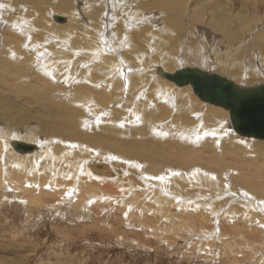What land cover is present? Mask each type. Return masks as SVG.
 <instances>
[{
	"label": "rangeland",
	"instance_id": "1",
	"mask_svg": "<svg viewBox=\"0 0 264 264\" xmlns=\"http://www.w3.org/2000/svg\"><path fill=\"white\" fill-rule=\"evenodd\" d=\"M60 1H68L67 4L69 3L70 8L73 6V9L69 10L70 12H61V9L59 10ZM100 3H102L101 0H71V2L70 0H55L54 2L53 0H40L35 5L40 7V11L34 5L32 7L30 5L33 9L25 7L26 3L23 0H0V8H3L0 9V84L10 82L13 85L15 83L14 85L18 89L22 86L23 90V92L21 90L20 98L9 96L7 94L9 91L7 92L6 88L1 89L0 94L6 98L3 100L5 106L13 108L17 113H23L21 117L27 119L20 121L21 117L15 115L14 122L8 123V120L13 118L0 116V124L8 123L9 128L13 126L12 132L7 131L9 132L7 133L9 140H5L8 143L3 144V150L0 149V264H264V225L260 223L264 218V204L262 203L264 202V193H261V202L255 190L262 185H259L258 180L257 182L254 180L255 183L246 180L245 183L244 178L248 172L255 173V171L250 167L244 169L243 166H240H248L251 165L250 163L258 161V153H264V141L236 136L231 130H228L229 117L225 110L204 104L193 95L191 87L178 88L164 80L160 75L158 76L154 69L159 70L166 63L170 65L169 70L171 72L185 66H197L246 86H253L258 83L246 81L251 78L264 81V68H261L264 66L263 64L261 67L256 65L261 69L258 75H248L251 73V69L255 68V35L264 30V1L185 0L178 8L184 9L185 18H189L191 22L187 21L188 33L183 37L178 35L177 28L179 25L171 19L173 16L167 13L162 6L153 7V0H105L102 6L103 9L105 8L104 10ZM143 5L148 7L144 8ZM231 7L235 8L232 15L229 13ZM215 10H224V13L226 11V14L233 19L244 18L248 20L247 28L241 30L243 32L242 39L230 42L229 33L223 39L221 34L214 31L207 21V14H211ZM239 11H242L243 14ZM41 14L46 17L43 19ZM55 16L63 17L65 21L56 22ZM17 18L21 25L18 30L6 23L16 21ZM257 19L260 21L255 23ZM226 20L224 19L223 22ZM45 22L48 23L44 24ZM30 26L35 28L30 29ZM43 26L44 28H42ZM237 26L233 20L227 21L228 28L235 29ZM195 28L203 30L205 35L202 36L201 33L191 34ZM187 37L200 43L197 51L193 52ZM37 44L40 47H37ZM49 47L50 49H48ZM18 48L28 55L26 61L22 57L17 62L16 59L20 57ZM30 48L34 50L32 51ZM76 49L78 53L75 51ZM46 50H49L52 55ZM237 50H239L238 54ZM35 51L43 54H36ZM72 53L77 56L81 55L83 60L78 59ZM83 53L87 55L89 53L91 57L86 59ZM234 53L236 56H233ZM115 57H118L119 61L114 64ZM233 57L237 58L236 61ZM197 59H200V63L196 62ZM35 60H37V64L44 62L48 67L38 69ZM119 63L124 65L121 67ZM17 65L21 66L20 69ZM47 69L50 70L53 77H48L45 73ZM79 69L81 70L79 71ZM109 69L111 73H108ZM242 72H245L244 76ZM13 73H15L14 76L11 75L10 77V74ZM36 75L47 79L49 84L40 83L41 81L36 79ZM147 75H151L150 78H146ZM230 75H235V78L233 79ZM114 77L115 79H113ZM3 78L6 80L4 81ZM125 79L127 80L124 83ZM153 79L155 81L161 79L162 83L166 85L165 90L168 91V98H160L159 95L162 94L160 92L154 96L149 85L146 91H133L134 88H144L146 84H151ZM128 81L133 82L134 87H130L131 82ZM33 84H36L37 88L41 84L43 87L48 86V88L40 87L39 90L41 92L43 90L50 91L47 93L50 103L54 102L60 106L62 104L65 107L69 106V109L73 108L72 111L77 113L75 119L80 120L78 121L79 125L75 119V122L73 120V128L76 126L79 134L97 135L100 140L105 141L99 145L101 148L98 147V149L100 148L99 157L86 159L89 161L87 167L92 178L88 176L87 172H84L82 176L81 170L73 167V165L69 166L62 161L55 160L59 156L57 155L59 153L57 149H60L58 147L69 151L71 146L67 143H74L72 148L78 152L82 150V147H77L75 143L82 142L79 139L72 140L62 137V135L56 139L55 137H47L40 128V123L31 119L33 116H37L34 113L42 112V108L40 109L32 100L35 98V93L39 94L40 91H29L30 85ZM14 85L12 87H15ZM59 86L61 88H58ZM72 88L77 89L73 93L85 88L91 97L97 94L96 97L93 96L90 108L87 103H85L86 106L84 104L79 106V97L73 95L74 97L72 96L70 99L69 93L73 90ZM130 88L133 91L131 96L129 95ZM187 88L190 90L188 91ZM177 91H184L187 98H181L184 101L187 100L189 104L193 103L192 106L190 105L191 108L187 107L188 103L184 101V103L181 101L182 104L178 102L183 109L181 107L176 109L177 104L171 107L168 99L173 98V93ZM136 92L137 94H135ZM171 94L172 96H170ZM158 97L160 101L157 100ZM176 97L174 99H178ZM24 98H27L28 101ZM95 98H98V101ZM42 100L45 101L43 97ZM108 101L109 103H107ZM149 102L151 104L158 102L160 108L163 109L158 112L155 109L156 106L152 104V107ZM136 103L137 106H135ZM111 104H113L112 108L110 107ZM167 104L169 107L165 106ZM172 104H174L173 101ZM122 105H125L124 107L129 110L126 112L125 110L118 111L117 108ZM194 105L196 108H193ZM55 109V111L58 110ZM165 110L166 113H164ZM88 111L92 113L88 114ZM217 111L220 114L219 119L226 121L219 126H215L212 122ZM149 113L156 114L153 118L154 122L146 120ZM138 115L140 118L135 117L134 119L137 118V121L133 122L131 116ZM173 116H176V119ZM203 119L208 120L207 126ZM99 120L102 121L101 124ZM170 120L171 122H169ZM140 122L151 126V131L154 128L164 127L165 124L163 125V123L165 122L178 125V128H190L189 125L192 127L204 126L200 128V132L202 135L207 133V136L203 135L198 141L189 142V140L182 141L179 138L161 137L158 132L153 133L152 137L150 132L149 136L148 134L140 135L139 132H135L138 134L129 132V127L134 126V129L145 127L141 126ZM184 124H186L185 127ZM79 126L83 128L80 130ZM192 127L191 129H193ZM159 130L162 129L159 128ZM216 130H219L217 135L213 132L216 133ZM222 131L225 133L227 131L228 137L219 142L216 138L221 135ZM29 132H32L33 136L27 137L26 134ZM17 133L20 134L19 137L16 135ZM181 136L180 133L175 135V137ZM41 137L42 139H40ZM60 137L62 138L60 139ZM32 138L34 139L31 140L33 143L30 142ZM0 140H4L1 130ZM119 140V144L117 143L119 147L115 146L114 143ZM240 140L244 141L240 143L238 142ZM15 142H25L37 148L34 152L23 155V153L13 151L15 145L13 144L11 151L14 153L11 156L8 149ZM128 142L129 145H136L135 148L128 150V147H124L123 143L128 144ZM106 143L108 146L105 145L107 147L104 148ZM111 143L114 147L111 146ZM90 146L94 148V146ZM236 147H241L245 151V155L240 154L242 156L240 158L230 155L233 152L232 149ZM47 150L51 153V159L47 163L45 160L39 162L37 167L31 164L28 158L23 159L24 161L21 160V162L26 163H24L25 166H20L21 168L14 167V169L8 165L18 156L31 157L35 153L43 154ZM60 151L62 150L60 149ZM136 151H143V153ZM139 154H143V156L140 157ZM160 154H162L161 157L158 156ZM64 155L71 159L73 157L71 154L69 156L68 154ZM61 159L65 160L64 158ZM182 161L186 162L184 164L186 166L182 164ZM30 169H33L34 172L30 173ZM76 169L80 171L78 172ZM255 170L257 171V167ZM185 173H194V175L188 176V180L193 182L192 185L182 181L181 177L185 178ZM63 175L64 178H62ZM209 176L210 178H208ZM159 177H164V179H159ZM196 177L201 180L206 178L211 181L212 185L206 182L203 184L202 182L195 183L193 179ZM257 179L262 180L261 177ZM87 182H95L97 185L100 184L102 188L112 187L114 193L107 197L99 189L98 194H94L96 197L86 193L81 194L80 184ZM262 183L264 185V181ZM179 185L184 188H178ZM179 190L180 193H178ZM153 193H160V196L156 198L157 195L152 196ZM241 196L245 197V200L240 199ZM159 198L163 199L160 201L161 204L157 201ZM241 200L244 203H253L254 210L253 205L250 208L242 206L244 209L240 207L235 209ZM165 201L168 204H172L173 201L176 203L169 208V206H162ZM180 201H191V205L197 213L193 218L194 221L187 220V216L183 215L184 210L180 208ZM255 204L261 208L263 213L260 211L253 221L249 219L250 217L247 218V212L253 211L255 215Z\"/></svg>",
	"mask_w": 264,
	"mask_h": 264
},
{
	"label": "bare ground",
	"instance_id": "2",
	"mask_svg": "<svg viewBox=\"0 0 264 264\" xmlns=\"http://www.w3.org/2000/svg\"><path fill=\"white\" fill-rule=\"evenodd\" d=\"M6 1V0H5ZM23 1H25V3H26V5H25V7L27 6V7H30V5H31V7H32V5H36V3L38 2V1H40V0H23ZM42 1V0H41ZM55 0H53V2H54ZM73 1V0H72ZM77 1V0H76ZM102 1V3H100V4H102V5H100L101 7L104 5V1L105 0H101ZM119 1V0H118ZM253 1H256V0H253ZM261 1V0H260ZM262 1H264V0H262ZM16 2V1H15ZM49 2V1H48ZM67 2L68 1H60V3H59V10L62 12V11H69V10H71V9H73L72 7L70 8L69 7V3L67 4ZM70 2H71V0H70ZM114 2V1H113ZM113 2H111V3H113ZM183 2H185V0H153V7H156V6H162V7H164V9H165V11L167 12V13H169V14H171L172 16H173V18H171V19H173L174 21H175V23L176 24H178L179 25V27L177 28V32H178V35L180 36V37H183L184 35H187V33H188V29H187V21H190L189 20V18H185V15H186V13H185V11H184V9L183 8H178L179 7V5L181 4V3H183ZM55 4H57L56 2H55ZM255 4H256V2H255ZM53 5H54V3H53ZM73 5V4H72ZM149 5H150V3H149ZM1 6V5H0ZM71 6V5H70ZM97 6V5H96ZM11 7H12V5H11ZM25 7H24V10H25ZM30 7V8H31ZM35 7H37V6H35ZM67 7H69V9H67ZM100 7V8H101ZM143 7L144 8H147L148 6H146V5H143ZM2 8V7H1ZM0 8V9H1ZM6 8V7H5ZM82 8V7H81ZM87 8V7H86ZM99 8V7H98ZM109 8V7H108ZM3 9V8H2ZM29 9V8H28ZM31 9H33V8H31ZM37 9H40V7L38 8L37 7ZM89 9V8H88ZM96 9V8H95ZM102 9H103V7H102ZM105 9V8H104ZM103 9V10H104ZM97 10V9H96ZM114 10V9H113ZM1 11H3V10H1ZM26 11H27V8H26ZM40 11H41V9H40ZM44 11V10H43ZM48 11V10H47ZM80 11H82L83 12V10H81L80 9ZM95 11V10H94ZM70 12V11H69ZM68 12V13H69ZM103 12V11H102ZM234 12H235V8L234 7H231L230 9H229V13L232 15V14H234ZM241 14H243V12L242 11H239ZM23 13V12H22ZM32 13V12H31ZM44 13V12H43ZM107 13V12H106ZM72 14V13H71ZM77 14H78V12H77ZM32 15H33V13H32ZM47 16H48V14H46ZM24 16V15H23ZM41 16L43 17V15L41 14ZM84 16V15H83ZM44 17H46L45 15H44ZM44 17H43V19H44ZM49 17V16H48ZM77 17V16H76ZM101 17V16H100ZM7 18V17H6ZM41 18V17H40ZM54 18H56V16L54 17ZM73 18V17H72ZM93 18V17H92ZM98 18V17H97ZM15 19V18H14ZM18 19V18H17ZM42 19V18H41ZM40 19V20H41ZM48 19V18H47ZM74 19V18H73ZM94 19V18H93ZM224 19H227L225 22H223V20ZM24 20V19H23ZM26 20V19H25ZM94 20H96V19H94ZM228 20H233L235 23H237V27L235 28V29H231V28H228L227 27V21ZM3 21H5V20H3ZM50 21H52V20H50ZM55 21H56V19H55ZM74 21V20H73ZM73 21H71V22H73ZM207 21L211 24V26L213 27V29H214V31L216 32V33H219V34H221V36H222V38L224 39L225 37H227V33H229V36H230V42H232V41H235V40H240V39H242L243 37V32H241V30L243 31L244 29H246L247 28V24H249V22H248V20L247 19H244V18H236V19H233V18H230V16L228 15V14H226V11H225V13H224V10H215L213 13H211V14H207ZM260 21V19H257V20H255V23H257V22H259ZM15 22V23H14ZM26 22V21H25ZM38 22V21H37ZM57 22V21H56ZM191 22V21H190ZM6 23H9V26H11L13 29H16V30H18V29H20L21 28V25L19 24L20 23V20L18 19V20H14V21H11V23L10 22H6ZM33 23V22H32ZM39 23V22H38ZM43 23V22H42ZM46 23H48V22H45L44 24H46ZM52 23H53V21H52ZM37 24V23H36ZM43 24V25H44ZM5 25V24H4ZM34 25V24H33ZM41 25V24H40ZM50 25V24H49ZM53 25H55V24H53ZM24 26V25H23ZM34 26H36V25H34ZM34 26H30V29H33V28H35ZM50 26H52V24L50 25ZM26 27H27V25H26ZM46 27H49V26H46ZM54 27V26H53ZM56 27V26H55ZM42 28H44V26L42 27ZM51 28V27H50ZM1 29H3V28H1ZM12 29V30H13ZM47 29V28H46ZM55 30H56V28H54ZM54 29H53V31H54ZM3 30H5V29H3ZM8 30H9V28H8ZM45 30V29H44ZM10 31V30H9ZM48 31V30H47ZM49 31H50V29H49ZM59 31V30H58ZM57 31V32H58ZM57 32H56V34H57ZM31 33V32H30ZM36 33H37V31H36ZM54 33H55V31H54ZM54 33H52V34H54ZM194 34L195 33V35L197 34V33H201V35L203 36V35H205V32L203 31V30H201V29H199V28H195L192 32H191V34ZM20 34V33H19ZM50 34V33H49ZM48 34V35H49ZM51 34V35H52ZM190 34V33H189ZM190 34V35H191ZM21 35V34H20ZM33 35H35L34 33H33ZM47 35V36H48ZM195 35H192V36H195ZM191 36V37H192ZM256 37H255V68H253V69H251V73H249L248 75H258V73L260 72V67L262 66V64L264 65V30H261V32L258 34V35H255ZM190 37V36H189ZM6 38H8L7 36H6ZM188 38V37H187ZM194 38V37H193ZM188 40V44L190 45V47L191 48H193V52H195V51H197L198 49H199V45H200V43L199 42H197V41H194V39H190V38H188L187 39ZM26 42V41H25ZM30 42H33V41H30ZM37 43V42H36ZM39 43H41V42H39ZM38 43V44H39ZM187 43V42H186ZM26 44H27V42H26ZM31 44H33V43H31ZM37 44V45H38ZM45 44V43H44ZM51 44V43H50ZM188 44H187V47H188ZM35 45V44H34ZM42 45V44H41ZM49 45V44H48ZM48 45H43V46H48ZM5 46V45H4ZM3 46V47H4ZM27 45H25V47H26ZM37 47H40L39 45L37 46ZM42 47V46H41ZM57 47V46H56ZM184 47H186V46H184ZM27 48V47H26ZM32 48V47H31ZM30 48V49H31ZM45 48V47H44ZM58 48H59V46H58ZM61 48V47H60ZM79 48V47H78ZM190 48V49H191ZM48 49H50V47L48 48ZM241 49V48H240ZM18 50L20 51L19 52V54H20V57L18 58V59H16L17 60V62H19L21 59H22V57L24 58V61H26L27 59H28V55L26 54V53H23V52H25V51H21L20 50V48H18ZM32 50V49H31ZM31 50H29L28 49V51H31ZM34 50V49H33ZM32 50V51H33ZM36 50V49H35ZM43 51L45 50V49H42ZM56 50V49H55ZM58 50V49H57ZM56 50V51H57ZM63 50V49H62ZM74 50V49H73ZM47 51V50H46ZM58 51H60V50H58ZM64 51V50H63ZM77 53H78V51H77V49L75 50ZM81 51V50H80ZM79 51V52H80ZM91 51V50H90ZM93 51V50H92ZM91 51V52H92ZM244 51V50H243ZM36 52V51H35ZM48 53L50 52L49 50L47 51ZM61 52V51H60ZM67 52V51H66ZM68 52H70V51H68ZM71 52H73L72 50H71ZM70 52V53H71ZM83 52H85L84 50H83ZM91 52H89V53H91ZM94 52H95V50H94ZM238 52H239V50H237V54H238ZM1 53V52H0ZM32 53H34V52H32ZM39 53H42V52H39ZM38 53V51L36 52V54H39ZM55 53H57V52H55ZM59 53V52H58ZM89 53H88V55L87 54H85V53H83V54H85V58L87 59V58H90L91 56H89ZM97 53V52H96ZM236 53V52H235ZM234 53V54H235ZM14 54V53H13ZM31 54V53H30ZM43 54V53H42ZM41 54V55H42ZM45 54L47 55V53L45 52ZM44 54V55H45ZM50 54H51V52H50ZM54 54V53H53ZM62 54V53H61ZM69 54V53H68ZM67 54V55H68ZM73 54V53H72ZM80 54H81V52H80ZM92 54V53H91ZM40 55V54H39ZM49 55V54H48ZM52 55V54H51ZM73 55H75V56H77L75 53L73 54ZM89 56V57H88ZM93 56V55H92ZM233 56H236V54L235 55H233ZM60 57V56H59ZM38 58V57H37ZM42 58H44V57H42ZM49 58H50V56H49ZM56 58V57H55ZM76 58V57H75ZM77 58L78 59H81V60H83L82 59V57H81V55H78L77 56ZM76 58V59H77ZM124 58V57H123ZM234 58V57H233ZM34 59H35V57H34ZM39 59V58H38ZM41 59V58H40ZM75 59V60H76ZM119 58L118 57H115V60L113 61L114 62V64L117 62V61H119L118 60ZM121 59V58H120ZM237 59V58H236ZM236 59L234 58V60L236 61ZM57 60V59H56ZM80 60V61H81ZM85 60V59H84ZM125 60H126V57H125ZM4 61V60H3ZM77 61V60H76ZM88 61V60H87ZM91 61V60H90ZM122 61V60H121ZM124 61V60H123ZM122 61V62H123ZM40 62V61H39ZM58 62H59V60H58ZM61 62H64V61H61ZM78 62V61H77ZM83 62H85V61H83ZM121 62V63H122ZM129 62V61H128ZM163 62V61H162ZM196 62L197 63H200V59H197L196 60ZM259 62V63H258ZM2 63V62H1ZM5 63V62H4ZM29 63V62H28ZM35 63L37 64V60H35ZM121 63H119V64H121ZM164 63V62H163ZM166 63V62H165ZM84 64V63H83ZM118 64V65H119ZM1 65V64H0ZM9 65V64H8ZM27 65V64H26ZM85 66H86V64H84ZM103 65H105V64H103ZM109 65V64H108ZM117 65V64H116ZM124 65V64H123ZM122 64H121V67L123 66ZM256 65H259L260 67L258 68ZM3 66V65H2ZM1 66V67H2ZM34 66V65H33ZM37 67H38V69H45V66H46V64L44 63V62H42V63H38L37 65H36ZM79 66L81 67V65L79 64ZM85 66H83L85 69H87ZM105 66H107V65H105ZM17 67H19V69H20V65H17ZM48 66H46V68H47ZM104 67V66H103ZM108 67V66H107ZM112 67V66H111ZM115 68H116V66H114ZM113 67V68H114ZM118 67V66H117ZM185 67H188V66H185ZM192 67H194V66H192ZM197 67V66H196ZM240 68H241V66H239ZM169 68H170V65L168 64V63H166V64H164L163 66H161V68L160 69H163L164 71H166V72H171L170 70H169ZM183 68V67H182ZM258 68V69H257ZM261 68H264V66H262ZM18 69V68H17ZM18 69V70H19ZM104 69V68H103ZM155 70H156V72H157V74H158V70H157V68H154ZM159 69V70H160ZM81 69H79V71H80ZM114 70V69H113ZM112 70V71H113ZM169 70V71H168ZM14 71V70H13ZM22 71V70H21ZM26 71V70H25ZM25 71H24V73H25ZM89 71V70H88ZM15 72V71H14ZM18 72V71H17ZM34 72V71H33ZM37 72V71H36ZM87 72V71H86ZM110 72V69H109V71H108V73ZM210 72V71H209ZM12 73V72H11ZM16 73V72H15ZM15 73H13V74H10V77H11V75L12 76H14V74ZM20 73V72H19ZM30 73V72H29ZM45 73L48 75V77L49 76H52L53 77V75L50 73V70L49 69H47L46 71H45ZM111 73V72H110ZM116 73V72H115ZM84 74V73H83ZM89 74H90V72H89ZM244 74H245V72H242V75L244 76ZM118 75V74H117ZM116 75V76H117ZM153 75V74H152ZM18 76V75H17ZM25 76V75H24ZM33 76V75H32ZM87 76V75H86ZM119 76V75H118ZM150 76L151 75H147V77L146 78H150ZM154 76V75H153ZM158 76H159V74H158ZM158 76H156V77H158ZM220 76H222V75H220ZM21 77H23V76H21ZM27 77H28V75H27ZM29 77H30V75H29ZM88 77V76H87ZM86 77V78H87ZM224 77V76H223ZM230 77H232L233 79L235 78V75H230ZM34 78V77H33ZM72 78V77H71ZM85 78V79H86ZM128 78H130V77H128ZM154 78H155V76H154ZM159 78V77H158ZM157 78V79H158ZM4 79V78H3ZM36 79L37 80H39V81H41L40 83H43V84H49V82H48V80L47 79H44V78H42L41 76H37L36 75ZM64 79V78H63ZM66 79V78H65ZM64 79V80H65ZM113 79H115V77L113 78ZM131 79V78H130ZM130 79H128V80H130ZM1 80H2V78H1ZM6 79H4V81H5ZM15 80H16V78H15ZM67 80V79H66ZM69 80V79H68ZM73 80V79H72ZM126 80L127 79H125V81H124V83L126 82ZM145 80H147V79H145ZM154 81H152L151 82V84H146L145 86H144V88H134V90L133 91H138V90H147V88H148V85H149V89H150V91L152 92V94H154V96H155V94L156 93H162V94H160L159 96H160V98H162V99H166V98H168L167 96L169 95L168 94V91H166L165 90V87H166V85L165 84H163L162 83V81H161V79H160V81L159 80H157V81H155V79H153ZM11 81V80H10ZM13 81V80H12ZM19 81V80H18ZM85 81V80H84ZM248 83H255V82H258L257 84H255V85H253V86H260V85H264V81L263 80H256L255 78H251V79H248V80H246ZM3 82V81H2ZM7 82V81H6ZM16 82V81H15ZM77 82V81H76ZM128 82H131V81H128ZM143 82V81H142ZM149 82H150V79H149ZM235 82V81H234ZM8 83V82H7ZM7 83H2V84H0V90L1 89H3V88H6V90H7V92L9 91V93H7L9 96H14V98H16L15 96H17V98H20V95L22 94L21 93V90H22V86L21 87H19V89L14 85L15 83H13V85L16 87H12L13 85H11V83L9 82L8 84ZM37 83V82H36ZM39 83V82H38ZM67 83V82H66ZM71 83V82H70ZM79 83V82H78ZM87 83V82H86ZM89 83V82H88ZM124 83H121V84H124ZM235 83H237V82H235ZM65 84V83H64ZM127 84V83H126ZM130 84H131V86H130ZM128 83V85L130 86V87H134V84H133V82H131V83ZM237 84H239V83H237ZM28 85V84H27ZM34 85V84H33ZM33 85H30V90L29 91H36L37 92V90H38V92L40 91L39 90V88L40 87H43V85L41 84V86H38L39 88H37V85H36V88H34L35 87V85L33 86ZM38 85H40V84H38ZM68 85H71V84H68ZM142 85V84H141ZM50 86V85H49ZM136 86V85H135ZM244 86H246V85H244ZM253 86H246V87H253ZM45 87V86H44ZM43 87V88H44ZM69 87V86H68ZM83 87V86H82ZM96 87V86H95ZM126 87H128L127 85H126ZM34 88V89H33ZM43 88H41V89H43ZM45 88H48V86L47 87H45ZM58 88H61L60 86L58 87ZM57 88V89H58ZM74 88V87H73ZM72 88V89H73ZM33 89V90H32ZM28 90V89H27ZM55 90V89H54ZM60 90V89H59ZM62 90V89H61ZM74 90H77V89H73L72 91H70V93H69V96H70V99L72 98V96L74 95L75 97H79L78 98V100H80L79 102H78V104H80L79 106H83V104H84V106H86V104L85 103H87V105L89 106V108H90V102H91V100L94 98L93 96L95 95H93L92 97L89 95V92H87L88 90L87 89H82V90H78L77 92L75 91V93H73V91ZM187 90L189 91L190 89L189 88H187ZM55 91H57V90H55ZM126 91H127V89H126ZM133 91H132V88H130V91H129V95L131 96V94H133ZM149 91V90H148ZM22 92H23V90H22ZM48 92H50V91H44L43 90V92H41L40 91V93L38 94H36L35 93V98H33L32 96V100H34V103H36L39 107H40V109L42 108V112H38L37 114L36 113H34L35 115H37V116H33L31 119L32 120H37L38 121V123H40V128H42V130H43V132L47 135V137H55V139H56V137H59L60 135H62V137H65V138H70V139H75V140H80L82 143H85V144H82V143H75V144H77L76 146L77 147H82V150H79L78 152L77 151H75L73 148H72V146L74 145V143L73 144H71V143H67L69 146H71V149H69V151L68 150H64V149H62L61 147H58V148H60L62 151H60V149H57V150H59V153L57 154V155H59L58 157H54L55 158V160L56 161H58V162H60V161H62V162H64V164H67V165H69V166H71V165H73V167H76V168H78V169H80V170H78V169H76L78 172L80 171L81 173H82V176H83V174H84V172L86 173L87 172V174H88V176L90 177V178H92V176H91V174L89 175V168L87 167V165L89 164V161H86V159H88V160H90V158L92 157V158H94V157H99L100 156V154H99V149L101 148L99 145H101V144H103V142H105V141H103V140H100L99 139V137L96 135H92V136H87L86 134L85 135H81V134H79V130L77 129V128H75L76 126H75V124H74V128H73V120L76 118V116L75 115H77V113L76 112H74V111H72V109L73 108H71V109H69L68 107H65V106H63V104H62V106H60V104L58 105V104H56V103H54V102H52V103H50L49 101H48V98H47V93ZM62 93H63V91H61ZM81 92H82V95H81ZM144 92V91H143ZM150 92V93H151ZM29 93H32V92H29ZM65 93H66V91H65ZM94 93V92H93ZM126 93H128V92H126ZM170 93V92H169ZM32 94H34V93H32ZM64 94V93H63ZM68 94V93H67ZM135 94H137V92L135 93ZM97 95V94H96ZM96 95H95V97H96ZM128 95V94H127ZM128 95V96H129ZM8 96V97H9ZM26 96V95H25ZM68 96V95H67ZM66 96V97H67ZM73 96V97H74ZM129 96V98H131ZM151 96V95H150ZM158 96V95H157ZM170 96H172V94L170 95ZM175 96H177L178 97V99H174V97ZM22 97V96H21ZM27 97V96H26ZM30 97V96H29ZM30 97V98H31ZM42 97L45 99V101L44 100H42ZM61 97H62V95H61ZM102 97V96H101ZM152 97V96H151ZM176 97V98H177ZM181 97H184L185 99L187 98L186 96H185V93H184V91H177V92H174L173 93V98H171V99H168V103H170L171 104V107H172V105H175V104H177V107H176V109L178 108V107H181V104H182V102L184 101V100H182V98ZM4 96H2L1 94H0V116L1 117H3V118H13V119H10V120H8V123L10 122V123H13L14 121V117H15V115H17V116H19V118L22 116V114L23 113H17V112H15L14 110H13V108L11 109V108H9V107H7V106H5L4 105V102H3V100H4ZM30 98H29V100H30ZM104 99H105V97H103ZM111 98V97H110ZM109 98V99H110ZM133 98V97H132ZM181 98V99H180ZM6 99V98H5ZM13 99V98H12ZM24 99H27V98H24ZM66 99V98H65ZM96 100L98 99V98H95ZM21 100V99H20ZM43 102H42V101ZM101 100V99H100ZM113 100H115V99H113ZM158 101H160L159 100V97H158V99H157ZM27 101H28V99H27ZM36 101V102H35ZM98 101V100H97ZM140 101V100H139ZM153 101V100H152ZM164 101V100H163ZM172 101H173V103L174 104H172ZM182 101V102H181ZM125 102H126V100H125ZM133 102V101H132ZM178 102H180L179 104H178ZM184 102H186V103H188V106L187 107H190V105L192 106L193 105V103H191V104H189V102L186 100V101H184ZM183 102V103H184ZM6 103V102H5ZM14 103V102H13ZM31 103V102H30ZM29 103V104H30ZM75 103V102H74ZM107 103H109V101L107 102ZM124 103V102H123ZM139 103V102H138ZM144 103V102H143ZM167 103V102H166ZM19 104V103H18ZM24 104V103H23ZM35 104V105H36ZM98 104V103H97ZM126 104V103H125ZM135 104V103H134ZM141 104V103H140ZM147 104V103H146ZM145 104V105H146ZM149 104L152 106V104H153V102H152V104L149 102ZM13 105V104H12ZM26 105V107H27V104H25ZM31 105H33L32 103H31ZM99 105V104H98ZM112 105L113 104H111V108H112ZM153 105H155L156 106V110L159 112L160 110H162L163 108H160V106H159V103L158 102H155V104H153ZM169 104H167V105H165V106H167V107H169L168 106ZM210 105V104H209ZM22 106V105H21ZM34 106V105H33ZM115 106V105H114ZM113 106V107H114ZM125 105H122V106H119L120 108H117L118 109V111H124L125 110V112L126 111H128L129 109H126L125 107H124ZM135 106H137V103H136V105ZM164 106V107H165ZM25 107V108H26ZM142 107V106H141ZM140 107V108H141ZM153 107V106H152ZM163 107V106H162ZM166 107V108H167ZM195 107V105L193 106V108ZM20 108V107H19ZM29 108V107H28ZM30 108H31V106H30ZM37 108V107H36ZM55 108H57L58 110L57 111H55L56 109ZM86 108V107H85ZM110 108V109H111ZM182 108V107H181ZM191 108V107H190ZM196 108V107H195ZM21 109V108H20ZM183 109V108H182ZM209 109V108H208ZM207 109V110H208ZM19 110V109H18ZM26 110V109H25ZM24 110V111H25ZM28 110H30V109H28ZM36 110V109H35ZM88 110H90V109H88ZM112 110H114V109H112ZM142 110V109H141ZM143 110H144V108H143ZM174 110V109H173ZM181 110V109H180ZM194 110V109H193ZM33 111H34V109H33ZM38 111H41V110H38ZM131 111H132V109H131ZM201 111V110H200ZM205 111V110H204ZM211 111V110H210ZM213 111V110H212ZM211 111V112H212ZM133 113H134V111H132ZM144 112V111H143ZM181 112V111H180ZM184 112V111H183ZM192 112V111H191ZM195 112V111H194ZM193 112V113H194ZM198 112V111H197ZM208 112V111H207ZM29 113H31V111H29ZM82 113V112H81ZM92 112H90L89 113V111H88V114H91ZM157 113V112H156ZM164 113H166V110H165V112ZM169 112H167V114H168ZM171 113V112H170ZM185 113V112H184ZM201 113H203V112H201ZM210 113V112H209ZM208 113V114H209ZM28 114V113H27ZM26 114V115H27ZM70 114H72V115H70ZM192 114V113H191ZM211 114V113H210ZM31 115V114H30ZM70 115V116H69ZM87 115V114H86ZM140 115H141V113H140ZM156 114L155 113H149V115H147V119L146 120H150V121H152V122H154V120H153V118H155L154 116H155ZM169 116H170V114H168ZM176 115V114H175ZM212 115H214V114H212ZM84 116V115H83ZM89 116V115H88ZM93 116V115H92ZM163 116V115H162ZM201 116V115H200ZM202 116H204V115H202ZM219 116H220V114H219V112L217 111L216 113H215V116H214V118H212V122L215 124V126H219V125H222V124H224L223 122H226V121H224L223 119H219ZM0 117V118H1ZM28 117H31V116H28ZM135 117H139V115L138 116H131V118L133 119V122H135V121H137V118L136 119H134ZM168 117V116H167ZM175 119H176V116H173ZM213 117V116H212ZM79 117L77 116V119H78ZM140 118V117H139ZM142 118V117H141ZM143 118H144V116H143ZM180 118H181V116H180ZM189 118V117H188ZM17 119V118H16ZM166 120L168 119V118H165ZM172 119V118H171ZM202 119V118H201ZM205 119V118H204ZM203 119V120H204ZM208 119V118H207ZM24 121V120H27V119H24L23 117H21L20 118V121ZM76 120V119H75ZM75 120H74V122H75ZM103 120V119H102ZM183 120V119H182ZM1 121V120H0ZM77 121V120H76ZM78 121H80V120H78ZM78 121L76 122L77 124H78ZM84 121V120H83ZM86 121H88V120H86ZM100 121V120H99ZM140 121V120H139ZM160 121V120H159ZM162 121V120H161ZM173 121H174V119H173ZM172 121V122H173ZM210 121H211V119H210ZM90 122H92V121H90ZM101 122L102 121H100V124H101ZM133 122H131V123H133ZM144 122V121H143ZM148 122V121H147ZM169 122H171V120L169 121ZM176 122V121H175ZM204 122V124L207 126V122H208V120H204L203 121ZM0 124V130H1V135H2V137L4 138V140H0V143H2V144H0V149H2L3 150V144H5V143H8V141H6L5 139H7V140H9L8 139V137H7V133H9V132H7V131H11V128H13V126L11 127V128H9L8 126H9V124ZM95 123H96V121H95ZM106 123V121L104 122V124ZM108 123V122H107ZM141 123V122H140ZM21 124H22V122H21ZM85 124V123H84ZM109 124V123H108ZM117 124V123H116ZM127 124H129V123H127ZM148 124V123H147ZM152 124V123H151ZM150 124V125H151ZM165 124V125H164ZM183 124V123H182ZM17 125H19V124H17ZM79 125V124H78ZM92 125V124H91ZM112 125H114V124H112ZM140 125V124H139ZM163 125H164V127H158V128H154L152 131H151V126H148V125H146V124H144V123H141V126H145V127H139V128H137V129H134V126L133 127H129V132H139V134L140 135H144V134H148V136H149V132H150V134H151V137H152V134L153 133H157L158 132V134L161 136V137H166V138H179V139H181L182 141H185V140H189V142H193L194 140L196 141H198V139L200 138V136H203V135H205V136H207V133L206 134H203L202 135V132H200V128H203L202 126H197V127H192V126H190L189 125V127L190 128H186L185 126H186V124H184V127L185 128H183V127H180V128H178L177 126L178 125H174L173 123H163ZM110 126H111V124H110ZM114 126H116V125H114ZM120 126H122V125H120ZM136 126V125H135ZM80 128V130H81V128H83V127H81V126H79ZM124 127V126H123ZM191 127L193 128V129H191ZM39 128V129H40ZM117 128H118V126H117ZM121 128V127H120ZM159 128L160 129H162V130H159ZM215 128H217V127H215ZM219 128H221V127H219ZM116 129V128H115ZM119 129V128H118ZM123 129H125V128H123ZM13 131H15L14 129H12ZM19 130V129H18ZM41 130V129H40ZM114 130V129H113ZM221 130V129H220ZM228 130H230L229 129V125H228ZM17 131V130H16ZM15 131V132H16ZM20 131V130H19ZM109 131V130H108ZM218 131L219 130H216V133H215V131H213L214 132V134H218ZM12 132V131H11ZM40 132H42V131H40ZM123 132V131H122ZM24 133V132H23ZM110 133V132H109ZM177 133H180L182 136L181 137H175V135L177 134ZM227 133V134H226ZM226 133H225V131H222L221 132V135L218 137V138H216V139H218L219 140V142H221L222 141V139H224L225 137H228L227 135H228V132L226 131ZM12 134V133H11ZM135 134H138V133H135ZM157 134V135H158ZM14 135V134H13ZM17 136L18 135H20V134H16ZM27 135V137L28 136H33V134H32V132H29V133H27L26 134ZM51 135H54V136H51ZM101 135V134H100ZM155 135V134H154ZM153 135V136H154ZM211 135V134H210ZM43 136H45V135H43ZM42 136V137H43ZM135 136V135H134ZM237 136V135H236ZM14 137V136H13ZM19 137V136H18ZM26 137V138H27ZM42 137L40 138V139H42ZM62 137H60V139L62 138ZM101 137V136H100ZM64 138V139H65ZM241 138H243V137H241ZM163 139V138H162ZM203 139V138H202ZM245 139H248V138H245ZM31 140H34L33 138L32 139H30V142H31ZM118 140V139H117ZM253 140V139H252ZM181 141V142H182ZM194 141V142H195ZM242 141H244V140H240V141H238V142H242ZM42 142V141H41ZM65 142H68V141H65ZM119 142H120V140L119 141H116L115 143H114V145L115 146H118L117 145V143L119 144ZM163 142V141H162ZM179 142V141H178ZM11 143V142H10ZM31 143H33V142H31ZM62 143V142H61ZM139 143V142H138ZM13 144H15V143H12L11 144V146H9V149H8V151H9V153L11 154V156H13V154L12 153H14V152H12L11 150H12V145ZM23 144H28V143H25V142H23ZM38 144H39V142H38ZM41 144V143H40ZM64 144V143H63ZM109 144H110V142H109ZM132 144H134V143H132ZM144 144V143H143ZM181 144V143H180ZM29 145H32V144H29ZM43 145V144H42ZM59 145V144H58ZM90 145H92V146H94V148H92ZM105 145H107V143L106 144H104V148L105 147H107V146H105ZM123 145H124V147L126 146V147H128L127 149L128 150H130V149H133V148H135V146L134 145H129V142H128V144L127 143H123ZM7 146V145H6ZM111 146H113L112 145V143H111ZM36 147V146H35ZM40 147V146H39ZM98 147H100L99 149H98ZM114 147V146H113ZM119 147V146H118ZM123 147V146H122ZM137 147H138V145H137ZM141 147V146H140ZM153 147V146H152ZM155 147V146H154ZM37 148V147H36ZM35 148V149H36ZM45 148V147H44ZM103 148V147H102ZM142 148V147H141ZM205 148V147H204ZM120 149V148H119ZM123 149V148H122ZM126 149V150H127ZM145 149V148H144ZM151 149V148H150ZM153 149V148H152ZM155 149H157V148H155ZM158 149H160L159 147H158ZM206 149H208V148H206ZM124 150V149H123ZM137 150H139V149H137ZM146 150V149H145ZM7 151V150H6ZM13 151H15V152H17V153H20V152H18V151H16L15 150V148H14V146H13ZM35 151V150H34ZM33 151V152H34ZM144 151V150H143ZM143 151H136V152H141V153H143ZM148 151V150H147ZM146 151V152H147ZM170 151V150H169ZM232 153L230 154V155H233V156H235L236 158H240V157H242L243 155H245V151L241 148V147H239V148H235V149H232ZM5 152V151H4ZM37 152V151H36ZM38 152H40V151H38ZM73 152V153H72ZM109 152V151H108ZM126 152V151H125ZM130 152V151H129ZM132 152V151H131ZM130 152V153H131ZM145 152V153H146ZM160 152H162V151H160ZM166 152V151H165ZM28 153H30V152H28ZM133 153V152H132ZM171 153V152H170ZM5 154V153H4ZM16 154V153H15ZM64 154H68V156L71 154V155H73V157H72V159L71 158H68L67 156H65ZM147 154V153H146ZM150 154H151V152H150ZM158 154V153H157ZM165 154H167V153H165ZM197 154V153H196ZM242 156H241V155ZM254 154V153H253ZM259 155H257V158H258V161L257 162H255V163H250L251 165H240V166H243V168L244 169H246V168H252L253 169V171H255V173H253V172H248V174H246L245 176H244V178H245V183H246V180H250V181H252V183H255V182H257V180H258V182H259V185H262V186H258L257 187V189L255 190V193H257L258 194V196L260 197H258L259 198V200H261V202H262V198H261V193L263 194L264 192H263V181H264V178H263V175H264V163H263V159H264V153H258ZM22 155V154H21ZM23 155H25V153H23ZM27 155V154H26ZM140 155V154H139ZM147 155H149V154H147ZM171 155V154H170ZM4 156V155H3ZM8 156V155H7ZM141 156H143V154L142 155H140V157ZM158 156H162V154H160V155H158ZM157 156V157H158ZM0 157H1V155H0ZM10 157V156H9ZM16 157V156H15ZM139 157V156H138ZM160 157H158V158H160ZM169 157V156H168ZM6 158V157H5ZM4 158V159H5ZM26 158H28V160H29V162L31 163V164H33L34 166H38V164H39V162H42V161H46L45 163H47V161H49L50 159H51V153H49V151L47 150V152H44L43 154H40V153H35V155H33V156H29V157H25V156H18L16 159H14V161L13 162H9V167H18V168H21L20 166H25V162H23L24 160L23 159H26ZM61 158H64L65 160H63V159H61ZM144 158V157H143ZM142 158V159H143ZM147 158V157H146ZM9 159V158H8ZM12 159V160H13ZM42 159V160H41ZM140 159V158H139ZM6 160V159H5ZM21 160H23L22 162H21ZM152 160V159H151ZM157 160V159H156ZM164 160V159H163ZM9 161V160H8ZM150 161V160H149ZM186 161V160H185ZM238 161L241 163V161H240V159H238ZM145 162V161H144ZM25 163V164H24ZM191 163V162H190ZM259 163V164H258ZM4 164V163H3ZM182 164L184 165V164H186V162H184V161H182ZM256 164V165H255ZM7 165V166H8ZM29 166V165H28ZM184 166H186V165H184ZM256 167H257V171L255 170L256 169ZM8 168V167H7ZM35 168V167H34ZM44 168H45V165H44ZM47 168H49V167H47ZM191 168L192 169H194L192 166H191ZM6 169V168H5ZM15 169V168H14ZM59 169V168H58ZM167 169V168H166ZM172 169V168H171ZM160 170V169H159ZM168 170V169H167ZM22 172V171H21ZM34 172V170L33 169H30V173H33ZM154 172V171H153ZM64 173V172H63ZM62 173V174H63ZM195 173H197V172H195ZM253 173V174H252ZM1 174H2V172H1ZM4 175V174H3ZM64 175H66V174H64ZM64 175H63V177L62 178H64ZM71 175V174H70ZM177 175V174H176ZM190 175H194V173H189V174H187V173H185V178L184 177H181V179H182V181L184 182V183H188L189 185H192V180H188V176H190ZM196 175V174H195ZM198 175V174H197ZM196 175V176H197ZM69 176V175H68ZM86 176V175H85ZM84 176V177H85ZM19 177V176H18ZM54 177V176H53ZM70 177V176H69ZM68 177V178H69ZM72 177V176H71ZM200 177V176H199ZM199 177H196V179H193L194 181H195V183H197L198 182V184L200 183V182H202V184H203V182H206L207 184H209V185H212L211 184V181H208L206 178H202L203 180H201V179H199ZM258 177H261L262 178V180L261 179H257ZM2 178V177H1ZM33 178V177H32ZM201 178V177H200ZM208 178H210V176L208 177ZM35 179V178H34ZM41 179V178H40ZM54 179V178H53ZM87 179H89V178H87ZM86 179V180H87ZM242 179V178H241ZM5 180V179H4ZM4 180H3V182H4ZM55 180V179H54ZM54 180H52L51 179V181H53L54 182ZM210 180V179H209ZM254 180H255V182H254ZM21 181V180H20ZM19 181V182H20ZM23 181V180H22ZM32 181V180H31ZM36 181V180H35ZM38 181V180H37ZM39 181H41V180H39ZM100 181H102V179H100ZM163 181V180H162ZM25 182V181H24ZM50 182V181H49ZM55 182H56V180H55ZM54 182V183H55ZM164 182V181H163ZM162 182V183H163ZM52 183V182H51ZM57 183V182H56ZM64 183V182H63ZM22 184V183H21ZM37 184V183H36ZM40 184V183H39ZM44 184V183H43ZM127 184V183H126ZM250 184V183H249ZM3 185V184H2ZM57 185V184H56ZM158 185V184H157ZM161 185V184H160ZM189 185H188V187H189ZM195 185V184H194ZM193 185V186H194ZM39 186V185H38ZM174 186V185H173ZM181 185H179V186H177L178 188H184L183 186L182 187H180ZM187 186V185H186ZM5 187H6V185H5ZM8 188V187H7ZM187 188V187H186ZM99 189L101 190V191H103L104 192V195L105 196H107V197H109V196H111L113 193H114V189L112 188V187H107V188H102V187H100V184L99 185H97V183H95V182H87L86 184H80V190H81V194L82 193H86L87 195H91V196H94V194H98V192L97 191H99ZM156 189V188H155ZM159 189V188H158ZM172 189V188H171ZM188 189V188H187ZM187 189H186V191H187ZM25 190V189H24ZM96 190V191H95ZM150 190V189H149ZM148 190V191H149ZM241 190V189H240ZM61 191V190H60ZM147 191V192H148ZM38 192V191H37ZM96 192V193H95ZM185 192V191H184ZM152 193V192H151ZM161 193V192H160ZM160 193L158 194V193H153V195L152 196H154V195H157L156 196V198L158 197V196H160ZM178 193H180V190H179V192ZM183 193V192H182ZM44 194V193H43ZM133 194V193H132ZM143 195V194H142ZM34 197V196H33ZM42 197V196H41ZM46 197V196H45ZM94 197H96V195L94 196ZM90 198V197H89ZM144 198V197H143ZM148 198V197H147ZM155 198V199H156ZM167 198H169V197H167ZM186 198H187V196H186ZM191 198V197H190ZM244 199L245 200V197H243V196H241V198L240 199ZM81 199V198H80ZM79 199V200H80ZM170 199V198H169ZM185 199V198H184ZM78 200V201H79ZM258 200V199H257ZM258 200V201H259ZM157 201H158V203L159 204H161V202L160 201H163V199H161V198H159V199H157ZM177 202H179V201H177ZM202 202V201H201ZM175 203L176 202H172V204H168V203H166V201H165V203H163V205L162 206H169V208H171V207H173L174 205H175ZM196 203H197V201H196ZM263 204H264V202H262ZM180 208H181V210H184V212H183V215L184 216H187V220H189V221H194L195 219H193L196 215H197V213L194 211V209H193V206L191 205V201H189V202H186V201H180ZM213 204V203H212ZM253 205V210H254V204L253 203H247V202H245L244 203V201L243 200H241V201H239V203L235 206V209L236 208H238V207H240V208H242V206L244 207V208H250L251 206ZM102 206V205H101ZM255 206H256V209H255V215H254V213H253V211L252 212H247L248 214H247V218L248 217H250L249 219H251V220H253V221H255V217L258 215V213L261 211L262 213H263V211L261 210V208H258L257 207V204H255ZM191 207V208H190ZM207 207V206H206ZM159 208H160V206H159ZM189 208H190V210H189ZM226 208H227V206H226ZM230 208V207H229ZM244 208H242V209H244ZM164 209V208H163ZM201 209V208H200ZM162 210V209H161ZM165 210H166V208H165ZM164 210V211H165ZM180 210V211H181ZM216 210H218V209H216ZM163 211V210H162ZM167 211V210H166ZM198 212V211H197ZM216 212H218V211H216ZM167 213V212H166ZM251 213V214H250ZM168 214V213H167ZM179 216V215H178ZM181 219V218H180ZM188 221V222H189ZM262 221H263V223H262ZM184 222V221H183ZM205 222V221H204ZM260 223L261 224H263L264 225V218H262V220L260 221ZM183 224H185V223H183ZM175 225V224H174ZM184 226V225H183ZM206 227V226H205ZM179 230V229H178ZM185 232V231H184ZM229 233V232H228ZM181 234V233H180ZM237 242V241H236ZM238 243V242H237ZM236 243V244H237Z\"/></svg>",
	"mask_w": 264,
	"mask_h": 264
},
{
	"label": "water",
	"instance_id": "3",
	"mask_svg": "<svg viewBox=\"0 0 264 264\" xmlns=\"http://www.w3.org/2000/svg\"><path fill=\"white\" fill-rule=\"evenodd\" d=\"M62 23L65 18L56 16ZM164 80L178 88L191 87L204 104L222 108L228 113L229 129L237 136L264 141V85L246 87L233 80L199 67H181L173 72L158 70ZM20 153L35 150L34 145L15 142Z\"/></svg>",
	"mask_w": 264,
	"mask_h": 264
},
{
	"label": "snow or ice",
	"instance_id": "4",
	"mask_svg": "<svg viewBox=\"0 0 264 264\" xmlns=\"http://www.w3.org/2000/svg\"><path fill=\"white\" fill-rule=\"evenodd\" d=\"M159 179H164V177H159Z\"/></svg>",
	"mask_w": 264,
	"mask_h": 264
}]
</instances>
